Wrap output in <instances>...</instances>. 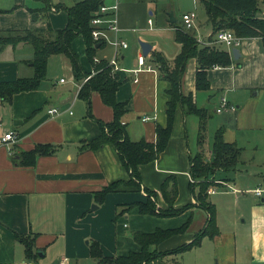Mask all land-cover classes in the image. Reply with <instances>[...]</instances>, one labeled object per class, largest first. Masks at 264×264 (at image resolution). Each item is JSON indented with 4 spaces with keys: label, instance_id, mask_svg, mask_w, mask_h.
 <instances>
[{
    "label": "crops",
    "instance_id": "1",
    "mask_svg": "<svg viewBox=\"0 0 264 264\" xmlns=\"http://www.w3.org/2000/svg\"><path fill=\"white\" fill-rule=\"evenodd\" d=\"M81 1L59 0L55 6L46 0L47 4L38 9L20 1L13 7H1L0 32L44 35L51 28L53 36L68 24L65 8ZM178 1L102 0V6L118 5L120 31L117 36L129 44L127 49L118 52L122 71L116 98L127 104L122 123L134 142H155L157 125L167 124L169 84L152 60L154 52L163 54L170 62L180 53L176 29L182 26L183 15L191 11L180 13ZM193 1L195 5L200 3ZM258 1L260 16H264V0ZM47 7L49 13L44 9ZM211 31L205 43L211 44L208 47H227L225 51L231 54L233 65L211 69L208 74L211 89L200 95L196 91L197 62L191 59L195 63L194 80L190 90L183 89V92L192 93L198 103L199 96L203 103L213 102L214 111L222 98L236 107L233 113L217 114L223 117L219 129H224L225 141L236 144L242 153L236 169L221 171L214 177L216 185L209 191L215 193L208 191L209 201L217 212L218 233L213 238L205 237L198 248L143 264H264V195L259 198L253 193L264 190L261 168L264 165V43L260 38L244 39L231 48L216 43L213 27ZM108 36L116 37L113 32H108ZM142 43L151 46L146 55ZM72 49L79 58L81 74L86 78L96 74L98 63H92L82 36L75 39ZM235 49L239 52L236 56ZM95 55L100 62H108L115 55V49L108 42H102ZM141 55L146 61L144 67L138 63ZM33 56V47L28 43L0 45V83L31 78ZM85 81L76 79L65 55H52L46 78L36 90L16 94L9 101L0 98V264H60L64 259L69 264H99L91 255L95 242L108 258L127 256L141 250L134 233L176 229L190 221L186 233L151 248L168 253L191 243L207 225L209 212L199 204V187H191L188 116L181 108L176 112L165 152L157 161L140 167L142 190L111 193L104 203L96 202V193L115 181H128L130 175L114 145L97 150L85 148L102 134L100 123H111L115 118L113 109L99 93L93 92L90 101L80 98ZM52 108H59L61 112L52 116L48 113ZM145 118L149 119L144 121ZM9 132L18 141L3 144L2 138ZM38 146L49 147L51 152L48 149L33 160L29 154ZM246 151L250 152L248 156ZM249 161L258 165L259 170L243 169ZM245 174L253 179L250 182L253 187L243 190L238 183L242 184ZM166 179L170 189L174 186L178 190L174 209H189L174 216L142 215L134 204L148 201L147 190L157 193L154 200L158 209H168L161 191ZM217 189H223L222 193L217 194ZM212 196L218 197L213 201ZM17 235L34 238L36 260L27 259Z\"/></svg>",
    "mask_w": 264,
    "mask_h": 264
},
{
    "label": "trees",
    "instance_id": "2",
    "mask_svg": "<svg viewBox=\"0 0 264 264\" xmlns=\"http://www.w3.org/2000/svg\"><path fill=\"white\" fill-rule=\"evenodd\" d=\"M198 1L205 8L208 23L214 30V37L218 32L227 30L232 31L240 40L260 38L264 43V16H260V3L258 0ZM102 5V0H83L76 3L73 7L65 8L68 14V24L64 29L55 31L53 36H51V28H48L49 30L47 31L49 32L44 33V35L26 32L25 34L11 35L5 38L0 36V45L25 42L30 44L34 50V56L31 60L34 75L31 78H21L15 82L0 83V98L9 101L16 94L36 90L46 78L48 61L52 55H65L72 64L76 79L80 81L84 79L85 81L87 76L81 74L82 69L79 58L74 53L72 44L78 36H82L87 45V54L94 64L95 54L100 43L95 42L93 39L91 21L95 14L100 11ZM175 40L181 45V50L173 62L168 61L159 52L153 53L152 61L157 66L162 79L169 84L166 90L168 96L166 103L167 124L164 127L157 125L155 142L146 140L134 142L128 137L126 125L122 123V118L127 113V104L119 102L116 98L121 82L118 77L112 79L108 62L101 61L100 64H96V74L85 81L81 88L80 98L90 101L89 98L93 92L99 93L104 103L113 109L115 116L111 123H100L102 134L96 140L86 144L85 148L97 150L106 145H114L122 164L130 175L128 181H115L104 188L103 191L96 193L95 200L98 204L104 203L106 197L111 193L141 190L140 167L157 161L167 149L174 129L176 112L179 108L183 110L185 116L193 115L200 119L198 145L202 147L205 142L207 123L212 118V113L207 108H198L192 93L186 95L183 92L187 65L191 59L196 60V91L207 92L211 89L208 77L209 71L217 67L227 68L232 66V56L229 52L217 47H202L195 33L181 27L176 29ZM237 65L240 64L238 63ZM48 149H50L48 153L51 152L49 147L38 146L28 154L34 160L37 154H43ZM241 153L242 150L236 144L225 141L224 129L220 128L215 134L211 147V160L205 157L203 153H197L190 158V175L193 181L191 187L194 189L199 187L198 201L202 203V208L209 212V219L205 229L196 234L191 243L168 253H159L151 249L172 236L186 233L190 226L189 221L176 229H159L150 234L134 233L133 238L141 246V250L139 252H131L127 256L108 258L103 254L100 244L95 242L92 245V257L99 264H143L153 260L164 259L167 256L180 255L198 248L205 237L213 238L218 233L216 224L217 212L214 204L209 201L208 191L216 184L209 182L210 175H214L216 171L221 169L224 171L236 169ZM33 160L32 164L34 163ZM168 185L169 179H166L161 187L164 199L169 206L167 210L158 209L155 200L151 199V197L155 199L157 193L150 190H147L148 201L134 204V206L139 208V212L142 215L150 216H174L189 209L188 207L181 210L174 209L178 190L174 186L170 189ZM16 238L24 245L27 259L36 260L37 252L34 238L31 235H17ZM174 264L179 263L175 262Z\"/></svg>",
    "mask_w": 264,
    "mask_h": 264
},
{
    "label": "rangeland",
    "instance_id": "3",
    "mask_svg": "<svg viewBox=\"0 0 264 264\" xmlns=\"http://www.w3.org/2000/svg\"><path fill=\"white\" fill-rule=\"evenodd\" d=\"M24 2L25 6L27 7H32V8H42L43 7V4L46 5V0H0V8L1 7H13L15 6L18 2ZM52 4H54L55 6H57L59 0H50ZM178 7H179V10L181 11L180 13L182 12H187V11H191L192 13H195L196 16H197V19H196V22H195V25H194V29L195 31L193 30H190L192 31L193 33H195V36L197 39H199L200 41H202V43H205V39H207V37L210 35V33L212 32V27L210 26V24L208 23V18H207V14H206V11H205V8L204 6L201 4V3H197V5H195L194 1L193 0H179L178 1ZM44 9H47V13H49V7L47 8H44ZM53 8H51L52 10ZM59 10V8H56V11ZM58 16V14H55ZM177 18H179L178 14H177ZM181 28H183L181 26ZM0 36L2 37H8V36H11V34H4L2 32H0ZM222 49L224 50H228L227 47H223ZM194 61L191 60L187 66V69H186V78L184 80V84H183V89L184 90H190L192 84H193V80H194ZM111 77L112 79H115L117 76H113L112 75V70H111ZM201 94H204V92H201ZM198 100H199V103L197 102V99H196V104H197V107L198 108H205V107H208V109L210 110V112L212 113V118L209 120V122L207 123V131H206V139H205V142L202 144V147L200 145H198V135H199V118L196 117V116H188V130L187 132L189 133V143H190V151H191V156L194 157L197 153H203V155L205 157H208L209 159L212 158L211 157V154H210V151H211V147L213 145V140H214V137H215V134L217 132V130L219 129V125L222 121V115H219L217 114L216 111H214V106L216 104H214L213 102L211 103H203L201 102L200 100V96L198 97ZM203 101V100H202ZM213 105V106H212ZM220 118H221V121H220ZM249 151H246L245 153V156H248L249 155ZM211 160V159H210ZM258 165H256L255 163H253L252 161H249V162H245V164L242 166L243 169H248L249 171H258L259 168H257ZM261 168L263 169L264 171V165L261 164ZM221 171H224V170H218L216 171V173L214 175H210V181L211 183L215 184L216 183V179H214V177L218 174L221 173ZM245 180H241L240 182L242 184H239L238 180H237V183L238 185L243 189V190H246V189H250L252 188L253 186L250 184L251 180H253L252 178H250L248 175L245 174ZM236 180V179H235ZM240 180V179H239ZM218 183V182H217ZM219 185V184H218ZM142 190V188H141ZM140 190V191H141ZM223 189H217V194H220L222 193ZM199 193V192H198ZM249 193V192H248ZM148 194V193H147ZM146 194V196H147ZM210 194V193H209ZM218 196H212L211 199L213 201H215V199L217 198ZM151 199L154 201V198L151 197ZM200 206L202 207V203H200ZM158 207V206H157ZM205 229V228H204ZM204 229H202L201 231H203ZM200 231V232H201ZM199 232V233H200Z\"/></svg>",
    "mask_w": 264,
    "mask_h": 264
},
{
    "label": "built area",
    "instance_id": "4",
    "mask_svg": "<svg viewBox=\"0 0 264 264\" xmlns=\"http://www.w3.org/2000/svg\"><path fill=\"white\" fill-rule=\"evenodd\" d=\"M117 13H118V5H114L111 7H107V6H102L100 11L97 12L95 14V16L93 17L92 21H91V25L93 27V31H92V36L95 42H108L109 44H111L114 49H115V55L113 56V58L108 61V66L111 68L112 70V75L113 76H119V73L122 71L120 65H119V61H118V52L120 49H127L129 47V44L127 42H124L122 40H120L118 38V32L120 31V27H119V23H118V19H117ZM197 16L195 13H186L183 15L182 18V27L185 30H193L194 29V25L196 22ZM150 24H152V21L150 20ZM108 32H113L116 37L113 39H110V37L108 36ZM242 40H240L238 37L235 36V34L232 31H220L216 34L215 36V42L220 44V45H226L228 47H237L240 42ZM198 42L201 45L204 46H210L211 44H206V43H202V41H200L198 39ZM94 61L96 63H100V60L95 58ZM138 63L140 65V67H144L146 65V61L145 58L141 55L138 59ZM137 72H139L140 70H136ZM95 75V72L93 73ZM93 76V75H91ZM91 76H89L87 80H89L91 78ZM62 82H64V80H62ZM236 111V107L234 105L229 104V102L227 101L226 98H222L221 102L216 110V112L222 113V112H235ZM61 112V109L59 108H52L48 111V113L52 116H55L57 114H59ZM149 118H145L144 121H147ZM18 141L17 136L14 135L13 132H9L7 133L3 138H2V143L3 144H10V143H16ZM210 193H215V191H209ZM253 193L261 198L264 195V190H260L257 189L255 191H253ZM24 264H35L33 262H26ZM60 264H69L67 259H64L61 261Z\"/></svg>",
    "mask_w": 264,
    "mask_h": 264
},
{
    "label": "water",
    "instance_id": "5",
    "mask_svg": "<svg viewBox=\"0 0 264 264\" xmlns=\"http://www.w3.org/2000/svg\"><path fill=\"white\" fill-rule=\"evenodd\" d=\"M141 47H142V50L144 51V53H145V55H146L147 52L150 50V47H151V46H150L149 44L142 43V44H141ZM233 54H234V56H236V54H239L238 50L235 49V50L233 51Z\"/></svg>",
    "mask_w": 264,
    "mask_h": 264
}]
</instances>
